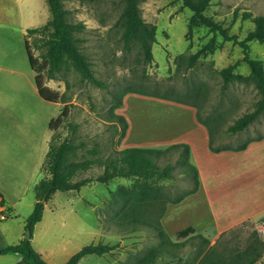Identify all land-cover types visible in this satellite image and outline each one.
<instances>
[{
    "label": "rangeland",
    "instance_id": "obj_1",
    "mask_svg": "<svg viewBox=\"0 0 264 264\" xmlns=\"http://www.w3.org/2000/svg\"><path fill=\"white\" fill-rule=\"evenodd\" d=\"M62 2L69 11L68 20L83 23V29L77 33L80 50L85 54L94 76L105 81L107 86L97 87L83 80L69 62L52 78L47 77L44 72V84H48L47 87L51 90L59 89V96L65 102L59 111L63 110L64 116L58 128L54 132L47 126L49 141L52 134L56 133L59 140L69 135L74 143H82L76 150L75 159L96 157L95 153L92 154V149H97L98 155L104 157L113 149L127 146L164 148L177 142L189 144L191 151L193 150V156L190 152L191 160L200 173V186L195 193L186 196L178 204L167 206L161 222L173 240L176 231L189 225L203 233L214 230L215 220L218 225H223L224 221H234L258 211L263 213L264 112L244 130L236 134L226 132L227 126L238 116L253 109L254 102L259 97L250 83L233 79L224 84L219 72L221 68L232 64L234 74L243 76L249 72L247 63L242 59L244 52L241 45L215 34L214 51L200 53L194 65L187 67L188 57L198 51L213 33L204 25H198L193 28L191 37L186 38L192 11L181 0H139L141 17L156 27L155 42L152 44L153 59L145 63L141 60L137 45L131 46L129 50L123 45L121 28L117 24L123 6L121 0ZM20 3L23 12L22 26L32 24L31 26L37 27L50 18L46 0H20ZM244 12L264 15V0H211L204 11L205 15L226 28L228 34L235 35L238 41L243 40L253 27L250 18H243ZM27 29L22 30L24 35L21 38L17 32H13V42L14 55H20V64L30 70L24 39L26 38L38 62H43L41 55L45 48L40 45L41 34L29 35ZM246 43L249 57L260 59L264 64V43L258 40ZM123 89H140L152 95L128 92L122 96L121 106L111 109ZM161 96H168L172 100ZM70 100L72 102L68 103ZM196 111L201 119L209 121L213 131H218L215 145H237L249 137L261 136L262 139L242 152H212L208 148L207 129L197 121ZM111 113L121 114L127 121L128 127L120 140L122 125ZM175 158L176 154L163 156L158 164L174 162ZM101 169L95 162L74 178L95 176ZM178 172L179 169L174 171L175 179L163 181L171 196L190 187L185 176ZM131 182V178L122 177L106 184L92 181L78 191H58L51 198L55 197L56 203L66 204V209L72 208L71 213L66 211L65 214L80 216L88 225L95 227L97 224L109 223L106 220L99 222L98 217L104 219L110 214L106 207L111 191L118 185H130ZM29 198H34L31 191ZM61 213L62 210L58 214ZM49 215L47 210V224ZM263 226L264 216L245 220L218 238L213 245H209L210 232L201 234L207 239V244L200 238H185L181 240L183 245L175 249L182 257L181 261H170L166 255L156 262L190 264L195 250L206 244L213 248V257L218 259V263H244L245 259L259 253L253 264H264V235L260 234ZM65 229L62 226L52 227L54 231L50 236L63 244L57 256L48 253L51 262H56L74 249L75 253L85 240L90 243H97L99 240L113 243L119 238L123 245L116 250L117 253L109 255L110 258H119V264L120 258H123L124 264H135L137 258L148 248L159 243L154 232L146 227L124 233L123 238L120 234L108 233L107 237L101 239L95 233L86 239L74 238L72 230ZM66 232L69 233V238L62 237L61 234ZM81 264L112 263L106 260L105 255L92 254Z\"/></svg>",
    "mask_w": 264,
    "mask_h": 264
},
{
    "label": "trees",
    "instance_id": "obj_2",
    "mask_svg": "<svg viewBox=\"0 0 264 264\" xmlns=\"http://www.w3.org/2000/svg\"><path fill=\"white\" fill-rule=\"evenodd\" d=\"M94 2L96 0H80ZM183 5L192 11L189 18L186 38H190L195 26L204 25L213 33L212 37L194 54L188 57L187 67H192L202 52H213L215 49L214 35L219 34L224 40H232L239 43L243 49L242 57L249 67L246 75L232 73L234 64L228 65L219 70L226 84L233 79L244 83H250L256 89L259 97L254 102L252 110L238 116L232 124L227 126L228 134H236L244 130L249 124L256 120L264 112V64L260 59L250 58L248 55L249 40H258L264 43V15H252L249 12L243 13V18H250L253 27L247 32L245 38L237 40L235 35L228 34L227 29L211 17L205 15L204 11L211 0H181ZM50 12V18L42 25L27 29V34H41L40 45L45 48L41 57L43 62H38L29 47L27 40L24 41L26 55L31 69L35 72L34 82L39 95L50 102H64L58 92L49 89L42 80V74L47 73V77L52 78L61 72L66 62L71 63L81 78L97 87H106L107 83L94 76L87 58L79 47V37L77 35L84 25L81 22H71L68 20V10L63 6L62 0H46ZM123 3L117 24L121 28V38L126 49L137 45L140 49L141 60L145 63L153 59L152 44L155 42V25L144 21L140 15L139 0H121ZM128 92H135L142 95H152L143 90L123 89L121 95L114 100L111 109H117L122 104V96ZM158 96V95H157ZM162 97V96H161ZM171 99L168 96L162 97ZM172 100V99H171ZM181 102V101H179ZM187 104V103H186ZM195 105L194 103H189ZM62 110L59 115L49 121L48 127L55 132L64 116ZM112 117L121 123L119 140L125 135L127 121L125 117L118 113H111ZM198 122H201L207 129L208 148L212 152L223 150L240 151L247 147L250 142L261 140V136L246 138L237 145H215L218 131H213L209 121L201 119L199 112L195 113ZM217 122V120H214ZM115 122V120H114ZM71 126V125H70ZM71 130V127H69ZM82 143H74L69 135L61 140L57 134L53 133L48 143L43 163L45 176L41 178L33 187L34 203L31 212L25 219V229H29L30 236L23 237L15 244L0 247V253L17 252L20 254L18 264H49L31 244V237L34 225L41 219L44 203L51 199L57 191H78L87 183L97 181L103 184L117 177L131 178L130 185H118L111 191V198L106 207L110 211L104 219H99L107 224H99V227L110 233L124 234L130 231L148 228L154 232L159 243L148 248L137 258L135 264H159L156 262L161 257L169 256L170 261H181L182 257L176 253L175 249L181 247L185 238H200L207 244V239L195 232L193 226H186L175 233V240L164 229L161 219L169 204H177L186 196L195 193L200 184L199 171L192 162L190 156V146L185 142L171 143L164 148L127 146L121 149H113L104 157L98 155L97 149H92V154L96 157L75 159L76 150ZM176 154L174 162L168 161L164 165H159L158 161L163 156ZM98 163L101 172L95 176H79L81 171L90 168L91 164ZM179 169L178 174L185 176L190 187L174 196L169 195L167 186L163 181L175 179L174 171ZM44 197V201L42 198ZM102 211V210H101ZM99 216V215H98ZM200 245L194 252L190 264H221L213 257V248ZM115 245L102 242L90 243L82 246L73 253L64 264H77L79 259L86 254H96L98 256L111 252ZM259 253H254L244 263L253 264L259 257ZM124 264V262H121ZM161 264V263H160Z\"/></svg>",
    "mask_w": 264,
    "mask_h": 264
},
{
    "label": "crops",
    "instance_id": "obj_3",
    "mask_svg": "<svg viewBox=\"0 0 264 264\" xmlns=\"http://www.w3.org/2000/svg\"><path fill=\"white\" fill-rule=\"evenodd\" d=\"M22 18L20 0H0V247L15 244L24 237L25 219L31 212L35 200L29 198V193L31 191L34 196V185L45 176L43 163L49 141L47 126L49 121L58 115L62 104L65 103L43 99L36 88L35 72L31 69L29 61L30 70L20 64V55H14L13 32H17L21 38L24 35L22 30L35 27L31 26L32 24L22 26ZM44 85L48 86L46 83ZM52 90L58 92V95L61 94L59 89ZM71 102V100L68 101V103ZM259 141L261 140L250 142L247 147ZM190 152L192 155L191 148ZM66 207V204L56 203L55 197L49 199L44 203L41 219L33 227L31 244L49 264H64L75 250L67 252L56 262H51L48 253L57 256L63 244L50 236L54 231L52 227L62 226L66 228L65 230L71 229L74 238L82 239H86L92 233L97 234L98 239H101L110 233L102 230L98 224L95 227L92 224L88 225L80 216L65 214L66 211L68 213L72 211V208L66 209ZM47 210L50 212L48 224L45 217ZM61 210L62 215L58 214ZM262 212L258 211L230 222L224 221L223 225H218V221L215 220L214 230L201 233L194 227L195 232L202 235L210 232L212 235L210 234L209 245H213L218 238L242 224L243 221L263 217L264 210ZM61 235L69 238L68 232ZM120 236L123 238V234ZM117 239L113 243L105 242V244L115 245V248L111 252L100 255H105L106 260L112 264H119V258L113 259L109 255L117 253L116 250L123 245L122 239ZM85 241L82 242L83 244L80 243L81 247L90 243ZM102 243H104L103 240ZM89 255L92 254L81 257L77 264H81ZM20 257L17 252L0 253V264H18ZM120 261L123 262V258H120Z\"/></svg>",
    "mask_w": 264,
    "mask_h": 264
},
{
    "label": "water",
    "instance_id": "obj_4",
    "mask_svg": "<svg viewBox=\"0 0 264 264\" xmlns=\"http://www.w3.org/2000/svg\"><path fill=\"white\" fill-rule=\"evenodd\" d=\"M42 201H44V197L42 198ZM29 236H30V231H29V229H26L25 233H24V237L28 238Z\"/></svg>",
    "mask_w": 264,
    "mask_h": 264
},
{
    "label": "built area",
    "instance_id": "obj_5",
    "mask_svg": "<svg viewBox=\"0 0 264 264\" xmlns=\"http://www.w3.org/2000/svg\"><path fill=\"white\" fill-rule=\"evenodd\" d=\"M260 234H261V235H264V226L261 228V230H260Z\"/></svg>",
    "mask_w": 264,
    "mask_h": 264
}]
</instances>
